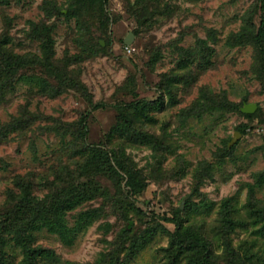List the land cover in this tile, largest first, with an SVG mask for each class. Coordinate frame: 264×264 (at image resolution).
<instances>
[{
  "label": "rangeland",
  "instance_id": "1",
  "mask_svg": "<svg viewBox=\"0 0 264 264\" xmlns=\"http://www.w3.org/2000/svg\"><path fill=\"white\" fill-rule=\"evenodd\" d=\"M2 54L0 216L16 176L82 193L37 264H264V0H0Z\"/></svg>",
  "mask_w": 264,
  "mask_h": 264
},
{
  "label": "trees",
  "instance_id": "2",
  "mask_svg": "<svg viewBox=\"0 0 264 264\" xmlns=\"http://www.w3.org/2000/svg\"><path fill=\"white\" fill-rule=\"evenodd\" d=\"M44 57L41 61L42 68H47L49 76L57 75V69L50 64L48 55ZM29 65L27 58L9 57L2 54L0 75H3V72L6 70L12 74H16L19 70L26 69ZM246 117L250 118L248 115ZM129 122L131 121L128 120L124 123L129 124ZM122 133H125V131H122ZM130 135L136 139L141 138V135L137 133H130ZM103 158L102 154H98V162H101V167L98 168L100 171L107 172L108 168V172L111 174H117L118 170L125 172L129 179L128 185L131 189L135 190L136 186H139L140 182L134 173L126 169L120 160L116 159L112 166L107 165L108 167H106ZM12 183L16 191L9 190L7 192V199L2 206L3 213L0 216L2 217V223H0V264H7L5 248L10 244L22 251L23 264H37V260L45 257L47 251L32 246L33 233L46 228L50 233L58 234L63 242L67 244L71 243V237L63 223L62 214L80 203L82 193H74V196L71 195L75 199L70 197L67 200H55L53 203H50L46 200L48 198L39 200L35 197L31 193V185L26 183L22 177H14ZM257 213L261 214L259 211ZM224 216L228 219L229 211L225 210ZM53 218H55L54 221Z\"/></svg>",
  "mask_w": 264,
  "mask_h": 264
},
{
  "label": "water",
  "instance_id": "3",
  "mask_svg": "<svg viewBox=\"0 0 264 264\" xmlns=\"http://www.w3.org/2000/svg\"><path fill=\"white\" fill-rule=\"evenodd\" d=\"M133 35L129 34L126 39L124 40V44L125 46H129L132 41H133ZM257 106L255 104H244L243 107L240 109L242 113L244 114H253L256 110ZM240 133H235L233 135V139L231 141V143L229 144V147H231L239 138ZM183 207V205H181V208Z\"/></svg>",
  "mask_w": 264,
  "mask_h": 264
},
{
  "label": "built area",
  "instance_id": "4",
  "mask_svg": "<svg viewBox=\"0 0 264 264\" xmlns=\"http://www.w3.org/2000/svg\"><path fill=\"white\" fill-rule=\"evenodd\" d=\"M126 49H130L128 46H126Z\"/></svg>",
  "mask_w": 264,
  "mask_h": 264
}]
</instances>
